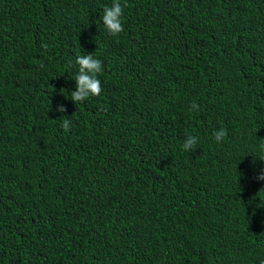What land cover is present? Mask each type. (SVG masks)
Instances as JSON below:
<instances>
[{
	"label": "trees",
	"instance_id": "16d2710c",
	"mask_svg": "<svg viewBox=\"0 0 264 264\" xmlns=\"http://www.w3.org/2000/svg\"><path fill=\"white\" fill-rule=\"evenodd\" d=\"M112 4L0 0V264H261L264 0Z\"/></svg>",
	"mask_w": 264,
	"mask_h": 264
},
{
	"label": "clouds",
	"instance_id": "9594fccd",
	"mask_svg": "<svg viewBox=\"0 0 264 264\" xmlns=\"http://www.w3.org/2000/svg\"><path fill=\"white\" fill-rule=\"evenodd\" d=\"M122 14L123 8L121 0H113V4L110 7H104L101 20L103 21V25L109 34L117 35L123 31L121 23ZM41 47L47 49L48 45L42 43ZM69 63L71 64L72 62L70 61ZM75 64L78 65V72L73 77L75 80V90L70 93L71 101L74 102V104L83 102L90 96H99L102 91L101 82L97 78V74L102 71L101 61L94 58L92 54H77ZM40 67H44L43 63H41ZM190 110H198V105L196 103H192L190 105ZM56 111L65 113L67 108L65 105L59 104L56 107ZM70 125L71 121L69 119H63L61 127L65 130V132L69 131ZM213 135L215 140L220 142L225 137L226 131L221 129L214 132ZM196 143L197 138L195 136L187 135L182 146L183 150H192ZM257 148L261 154L256 157L259 158V160L264 161V139L258 140ZM256 179L264 180V169L260 171V173L256 176ZM261 264H264V261H261Z\"/></svg>",
	"mask_w": 264,
	"mask_h": 264
}]
</instances>
